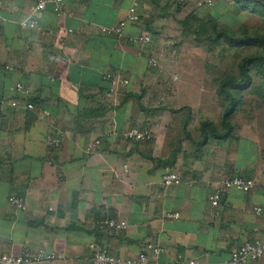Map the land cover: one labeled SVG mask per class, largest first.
I'll return each mask as SVG.
<instances>
[{"label":"crops","instance_id":"crops-1","mask_svg":"<svg viewBox=\"0 0 264 264\" xmlns=\"http://www.w3.org/2000/svg\"><path fill=\"white\" fill-rule=\"evenodd\" d=\"M36 2L0 0V254L44 249L60 259L37 264H93L91 243L136 258L154 241L166 252L151 254L150 264H176L179 254L196 264H228L244 242L264 238V220L254 213L264 204V149L248 127L254 120L243 130L234 123L236 142L243 131L251 134L247 147L231 137L201 144L200 123H218L222 108L208 98L209 70L181 69L180 60L171 69L170 2L65 0V16L51 4L32 14ZM133 12L140 20L123 36L101 32ZM30 16L40 28L21 26ZM146 34L149 44L129 41ZM152 56L156 68L148 64ZM107 73L129 83L112 91ZM17 82L30 88L33 109L11 91ZM135 126L156 127L155 138L105 136ZM55 138L57 148L48 145ZM98 138L101 146L88 155ZM166 166L183 177L167 189ZM233 176L254 178L256 189H233L213 208L209 194ZM11 195L23 197L27 209L11 207ZM166 212L180 218L166 219ZM106 219L127 225L110 231ZM252 264H264V256Z\"/></svg>","mask_w":264,"mask_h":264},{"label":"built area","instance_id":"built-area-1","mask_svg":"<svg viewBox=\"0 0 264 264\" xmlns=\"http://www.w3.org/2000/svg\"><path fill=\"white\" fill-rule=\"evenodd\" d=\"M170 3H178L182 0H166ZM51 4L53 12L57 16H65V0H37L35 6L32 8V14L42 12L46 10L48 5ZM196 5L198 8L212 7L214 0H197ZM140 20L139 14L133 12L130 13L125 19H122L117 24L111 26H102L101 32L108 36H123L125 27L129 23H136ZM21 26L29 29L40 28V21L30 16L20 22ZM69 29V32H72ZM51 33V31H43V34ZM151 36L141 35L137 37H131L129 41L132 43L149 44L151 42ZM150 67L156 68L159 66V59L156 56H152L148 62ZM12 69L11 67H8ZM104 80H107L111 84V90L114 91L120 86H125L129 83L128 78L121 75H113L107 73L103 76ZM11 91L20 99L25 101L26 108L33 109V104L28 101V98L32 96L30 88L24 85L22 82H17ZM12 106H17L18 100L10 101ZM156 128V127H155ZM155 128L149 126H135L131 129L124 131L113 130L105 134L107 137H117L129 142H147L155 138ZM61 144L60 138L51 139L48 141V145L54 148L59 147ZM102 144V139L98 138L88 144L86 153L88 155L93 154ZM125 171L128 172L126 166ZM183 181L182 175L171 166L164 168L162 175V184L165 189L180 184ZM257 181L254 178H248L244 176H233L224 180L220 188H216L209 194V202L215 209L221 207L225 194L235 189L244 193H250L257 187ZM264 196V193H263ZM9 205L13 208L26 210L27 205L23 197L17 195H11L8 198ZM254 213L264 220V204H257L254 206ZM166 219H179V212H166L164 214ZM103 227L110 231L122 230L126 227V222L123 220L106 219L102 222ZM92 251V263L93 264H150L151 254L160 255L166 252V249L158 242L150 241L143 244L142 250L139 252L136 258H122L113 255L108 248L98 243H91L89 245ZM264 256V238H256L251 241L244 242L241 246L233 250L228 264H252ZM60 259V255L56 252L47 251L44 249L38 252H32L29 249H25L21 254H0V264H37L43 262H53ZM176 264H196V260H184V256L179 254L175 261ZM159 264V263H155Z\"/></svg>","mask_w":264,"mask_h":264},{"label":"rangeland","instance_id":"rangeland-1","mask_svg":"<svg viewBox=\"0 0 264 264\" xmlns=\"http://www.w3.org/2000/svg\"><path fill=\"white\" fill-rule=\"evenodd\" d=\"M196 1L197 0H182L181 2L170 3V5H168L169 8H172V12L168 16V20H170L172 24L170 27L172 34L169 39L174 41L172 50H176V55L172 56L170 64H172L171 69H173L175 68L173 64H177L180 60L181 69L200 71L202 68H206L209 70L210 83L208 84V98L210 102L215 101L216 106L217 94L215 80L227 71H231L232 73L236 72L239 55L254 56L263 54L264 51L257 48H245L236 52L225 45V43L212 44L207 40H197L195 35H193L194 33H192L195 29L194 27H196V30H199V27L197 28L196 25L197 21L210 15L215 17L221 26H226L233 31L238 32L242 27L247 26L250 31L256 32L264 31V20L260 16L251 14L249 9L242 10V6L245 5L244 2L238 3L235 0H214V5L212 7L198 8ZM189 17L190 21H192L191 23L189 22L190 25H192L191 29L185 27L184 24V20ZM186 28L191 30L187 35L184 34ZM208 34H210V29H205L203 33H201V36H207ZM164 51L169 53L170 49ZM175 58L177 59L174 60ZM258 83L259 81L256 80V84ZM259 92L253 87L246 90L243 104L239 106L238 113L233 123L239 124L240 129L243 130L246 128V124L249 123L246 119H253V125L249 124L248 126L249 128L255 129V133L251 138L255 141V136H258L261 141L259 145L264 149V91L261 92V94ZM214 109L216 110L217 108ZM211 110H213V108H211ZM241 135L240 142H236L237 135H232L228 142H236L243 147H247L252 142L250 138L251 134L249 133V135H247V133L243 131Z\"/></svg>","mask_w":264,"mask_h":264},{"label":"trees","instance_id":"trees-1","mask_svg":"<svg viewBox=\"0 0 264 264\" xmlns=\"http://www.w3.org/2000/svg\"><path fill=\"white\" fill-rule=\"evenodd\" d=\"M243 3L242 10L249 9L251 14L262 17L264 20V3L252 0H235ZM194 21V19L192 18ZM207 20V21H206ZM190 17L184 20L185 27L191 29ZM197 28L192 31L197 40H207L212 44L225 43L230 49L236 52L245 48H257L264 51V31L252 32L247 26L242 27L238 32L221 26L215 17L208 15L197 21ZM187 28L184 34L191 30ZM205 29H210V34L201 36ZM256 80L259 81L256 84ZM217 101L222 108V116L218 123L207 119L200 123L201 144H206L209 139H227L235 135L236 125L233 119L238 113L239 106L243 104L246 90L252 87L257 92L264 91V53L258 55L238 56L236 72L227 71L215 80ZM261 92H259L261 94ZM189 137V134L187 133Z\"/></svg>","mask_w":264,"mask_h":264},{"label":"water","instance_id":"water-1","mask_svg":"<svg viewBox=\"0 0 264 264\" xmlns=\"http://www.w3.org/2000/svg\"><path fill=\"white\" fill-rule=\"evenodd\" d=\"M252 1L264 3V0H252Z\"/></svg>","mask_w":264,"mask_h":264}]
</instances>
